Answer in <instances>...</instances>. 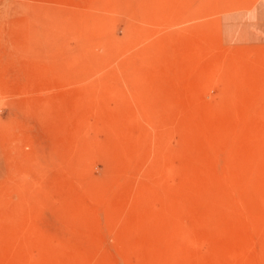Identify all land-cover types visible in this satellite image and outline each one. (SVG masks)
Instances as JSON below:
<instances>
[{
    "label": "rangeland",
    "instance_id": "1",
    "mask_svg": "<svg viewBox=\"0 0 264 264\" xmlns=\"http://www.w3.org/2000/svg\"><path fill=\"white\" fill-rule=\"evenodd\" d=\"M0 264H264V0H0Z\"/></svg>",
    "mask_w": 264,
    "mask_h": 264
}]
</instances>
